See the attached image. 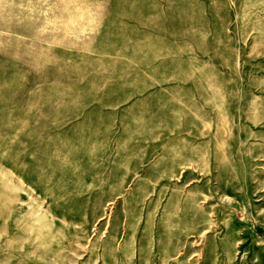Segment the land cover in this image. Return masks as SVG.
I'll use <instances>...</instances> for the list:
<instances>
[{
  "label": "rangeland",
  "instance_id": "rangeland-1",
  "mask_svg": "<svg viewBox=\"0 0 264 264\" xmlns=\"http://www.w3.org/2000/svg\"><path fill=\"white\" fill-rule=\"evenodd\" d=\"M0 264H264V0H0Z\"/></svg>",
  "mask_w": 264,
  "mask_h": 264
}]
</instances>
